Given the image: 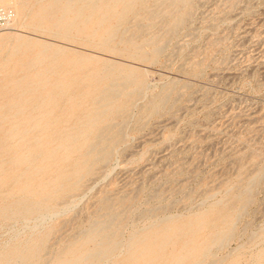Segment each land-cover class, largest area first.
<instances>
[{"label": "rangeland", "instance_id": "obj_1", "mask_svg": "<svg viewBox=\"0 0 264 264\" xmlns=\"http://www.w3.org/2000/svg\"><path fill=\"white\" fill-rule=\"evenodd\" d=\"M35 1L28 0V4ZM188 1L186 22L169 31L167 23L174 11L171 16L153 18L152 12L162 8L159 2L137 3L114 38L104 44L90 41L84 33L51 35L30 29L25 26L27 16L17 17L13 0H0L6 16L0 32L48 40L133 66L143 81V94L116 118L123 135L113 153L76 191L58 199L60 205L72 202L73 206L51 219L46 247L39 261L31 264H46L63 254L80 229L100 214L102 200L123 211L121 231L126 240L133 229L150 220L149 210L153 215L199 211L218 198L227 199L229 188L237 190L264 168V0ZM153 35L163 42L156 53L148 41ZM161 99L165 102L156 110L150 108ZM36 116L21 114L20 127L13 130L10 126L16 115L0 112V133L10 134L6 144L0 145L4 178L12 171L5 151L24 149L21 141L29 134L46 132L31 128ZM72 122L61 123L55 145L61 143L64 132H79L69 128ZM1 181L0 208L15 200L14 183ZM34 220L32 216L28 223ZM8 223L0 222V250L13 232L21 231L20 237H26L21 222ZM263 226L264 175L235 223L234 237L220 248L214 246L212 253L227 260L238 255V264H254L264 249V237L252 234Z\"/></svg>", "mask_w": 264, "mask_h": 264}, {"label": "bare ground", "instance_id": "obj_2", "mask_svg": "<svg viewBox=\"0 0 264 264\" xmlns=\"http://www.w3.org/2000/svg\"><path fill=\"white\" fill-rule=\"evenodd\" d=\"M13 1L17 17L27 16L25 26L30 29L51 35L84 33L90 41L107 44L135 5L146 0H36L31 5L28 0ZM156 2L162 8L152 12L153 18L175 12L168 20L167 31L185 21L190 8L188 0ZM179 5L181 8L177 9ZM148 41L155 53L163 47L155 35ZM142 84L133 66L48 40L0 32V112L16 115L10 126L13 130L19 129L21 114L36 113L31 128L46 131L29 134L27 140L21 141L24 149L5 151L12 171L4 178L0 166V181L9 179L14 183L15 200L0 208V222H21L26 237H20L21 231H12L11 241L0 250V264L39 261L52 230L51 219L73 206L72 202L60 205L58 199L76 191L80 182L113 153L123 135L116 118L135 104ZM164 99L150 108L156 110ZM72 120L69 128L79 132H64L61 143L55 145L61 123ZM8 136L0 133V145L6 144ZM263 175L264 168H260L237 190L229 188L227 199L218 198L187 215H153L149 210L150 220L133 229L126 240L121 231L123 211L102 200L100 214L80 229L63 254L46 264H238V255L227 260L214 255L212 248H220L234 237L235 223ZM211 213L215 215L209 218ZM32 216L35 220L31 224L28 220ZM252 237L263 238L264 226ZM254 264H264V249Z\"/></svg>", "mask_w": 264, "mask_h": 264}, {"label": "built area", "instance_id": "obj_3", "mask_svg": "<svg viewBox=\"0 0 264 264\" xmlns=\"http://www.w3.org/2000/svg\"><path fill=\"white\" fill-rule=\"evenodd\" d=\"M6 16L4 10L0 7V30L4 28Z\"/></svg>", "mask_w": 264, "mask_h": 264}]
</instances>
